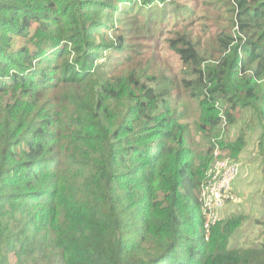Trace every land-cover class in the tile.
I'll use <instances>...</instances> for the list:
<instances>
[{
	"label": "trees",
	"instance_id": "obj_1",
	"mask_svg": "<svg viewBox=\"0 0 264 264\" xmlns=\"http://www.w3.org/2000/svg\"><path fill=\"white\" fill-rule=\"evenodd\" d=\"M256 124L264 163V0H0V264H264V207L232 247L200 202Z\"/></svg>",
	"mask_w": 264,
	"mask_h": 264
},
{
	"label": "rangeland",
	"instance_id": "obj_2",
	"mask_svg": "<svg viewBox=\"0 0 264 264\" xmlns=\"http://www.w3.org/2000/svg\"><path fill=\"white\" fill-rule=\"evenodd\" d=\"M125 29H127L125 34L130 43L142 42L146 46H150L157 40L155 35L146 33L141 24L133 21V19H128L126 21ZM171 66L173 69H177V64L175 62H173ZM251 114H253V112L234 113L237 122L230 127L228 134L225 133L227 126L223 127L224 135H222L218 141L223 139L226 142H232L237 139L242 131L247 132V128L252 125L249 120ZM191 121L192 120H189V122ZM260 135L261 131L256 124L245 137L247 145L242 151L240 159L237 160L241 166V173L239 178L235 181L236 184H234L235 196L239 201L234 204H229L221 214L222 221L235 220L238 217L244 218L242 221L243 225L238 229L231 240L230 245L232 247H246L252 239L259 236L262 229L257 223L258 220H262L264 207V163L258 147ZM227 138H229V140H226ZM198 141L200 146H202L203 141L200 137ZM216 151L227 157V152L224 153L221 147H218Z\"/></svg>",
	"mask_w": 264,
	"mask_h": 264
},
{
	"label": "built area",
	"instance_id": "obj_3",
	"mask_svg": "<svg viewBox=\"0 0 264 264\" xmlns=\"http://www.w3.org/2000/svg\"><path fill=\"white\" fill-rule=\"evenodd\" d=\"M214 158V163L206 172L200 196L207 240L211 229L222 221L221 214L225 208L239 201L235 196L234 184L241 173L240 164L218 151L215 152Z\"/></svg>",
	"mask_w": 264,
	"mask_h": 264
},
{
	"label": "clouds",
	"instance_id": "obj_4",
	"mask_svg": "<svg viewBox=\"0 0 264 264\" xmlns=\"http://www.w3.org/2000/svg\"><path fill=\"white\" fill-rule=\"evenodd\" d=\"M221 117L224 119V122L226 121L224 114L221 115ZM226 126V124H224ZM235 190V189H234Z\"/></svg>",
	"mask_w": 264,
	"mask_h": 264
},
{
	"label": "bare ground",
	"instance_id": "obj_5",
	"mask_svg": "<svg viewBox=\"0 0 264 264\" xmlns=\"http://www.w3.org/2000/svg\"><path fill=\"white\" fill-rule=\"evenodd\" d=\"M223 130H224V129H223ZM219 140H220V139H219ZM217 143H218V142H217ZM217 143H216V144H217ZM224 156H225V155H224ZM235 184H236V183H235ZM201 210H202V209H201Z\"/></svg>",
	"mask_w": 264,
	"mask_h": 264
}]
</instances>
